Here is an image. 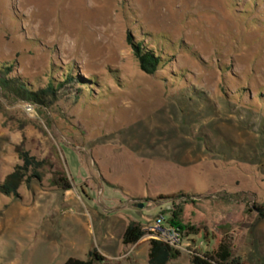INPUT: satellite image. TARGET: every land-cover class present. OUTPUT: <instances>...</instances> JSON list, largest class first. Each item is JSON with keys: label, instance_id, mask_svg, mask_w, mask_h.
I'll list each match as a JSON object with an SVG mask.
<instances>
[{"label": "rangeland", "instance_id": "374dc122", "mask_svg": "<svg viewBox=\"0 0 264 264\" xmlns=\"http://www.w3.org/2000/svg\"><path fill=\"white\" fill-rule=\"evenodd\" d=\"M128 33L166 57L154 76ZM0 67L34 92L74 78L45 108L0 90V182L20 144L46 162L0 196V264H147L150 238L128 252L121 234L159 218L184 228L168 264L220 243L264 264V0H0Z\"/></svg>", "mask_w": 264, "mask_h": 264}, {"label": "trees", "instance_id": "16d2710c", "mask_svg": "<svg viewBox=\"0 0 264 264\" xmlns=\"http://www.w3.org/2000/svg\"><path fill=\"white\" fill-rule=\"evenodd\" d=\"M126 44L130 47L133 57L135 58L139 70L146 76H154L158 70L166 64V57L161 56L156 50L148 49L143 42L135 41L128 33L126 35ZM153 49V48H152ZM170 58V57H169ZM67 71V79L59 84L50 82L45 88L36 92L32 91L25 81L17 78H9L11 73L10 67H0V90L5 93V97L13 101H22L38 108H45L51 105L49 102L54 100L58 92L64 87L63 83H72L74 78ZM88 81H80L81 84H87ZM14 153L20 161L12 172L9 173L2 182H0V196L17 197L18 190L22 186L27 188L33 181L40 182V170L46 164L45 161H38L22 149V144L14 148ZM52 187L59 191L66 192L71 190V183L61 172H53L50 181ZM181 195L164 196L160 199L176 201ZM258 216L264 218V208H257ZM181 235L184 232L182 226H176ZM144 227L134 221H130L121 236V244L124 247H132L140 242L146 236ZM147 264H168L170 261L178 258L180 253L168 247L166 244L150 238L147 241ZM105 259L95 250L92 249L85 260L69 258L63 264H93L94 262H103ZM189 264H245L240 258H233L230 254L229 247L220 243L218 246L203 254L191 253Z\"/></svg>", "mask_w": 264, "mask_h": 264}, {"label": "built area", "instance_id": "2783aa9c", "mask_svg": "<svg viewBox=\"0 0 264 264\" xmlns=\"http://www.w3.org/2000/svg\"><path fill=\"white\" fill-rule=\"evenodd\" d=\"M146 235L166 244L168 247L179 250L181 246V232L176 227L164 228L163 219L155 220L152 227L147 228Z\"/></svg>", "mask_w": 264, "mask_h": 264}, {"label": "crops", "instance_id": "0c3cea01", "mask_svg": "<svg viewBox=\"0 0 264 264\" xmlns=\"http://www.w3.org/2000/svg\"><path fill=\"white\" fill-rule=\"evenodd\" d=\"M56 191H58V192H61L63 195H61V197H62V203H67V202H70V201H77L78 199H79V197L78 196H76L71 190H69V191H66V192H62V191H59V190H56ZM124 230H125V228L123 229V231H122V234H123V232H124ZM122 234H121V236H122ZM138 244H136V245H134V246H132V247H124V248H126V249H128V252H130L132 249H134L136 246H137ZM91 250H89L88 252H87V254L86 255H88V253L90 252ZM100 254V253H99ZM127 254V253H126ZM125 254V255H126ZM101 255V254H100ZM102 256V255H101ZM103 257V256H102ZM104 258V257H103ZM104 259H106V258H104Z\"/></svg>", "mask_w": 264, "mask_h": 264}, {"label": "water", "instance_id": "95a60500", "mask_svg": "<svg viewBox=\"0 0 264 264\" xmlns=\"http://www.w3.org/2000/svg\"><path fill=\"white\" fill-rule=\"evenodd\" d=\"M136 207H140L141 208V205H138V204H135Z\"/></svg>", "mask_w": 264, "mask_h": 264}]
</instances>
